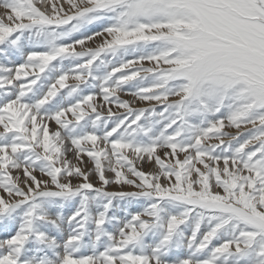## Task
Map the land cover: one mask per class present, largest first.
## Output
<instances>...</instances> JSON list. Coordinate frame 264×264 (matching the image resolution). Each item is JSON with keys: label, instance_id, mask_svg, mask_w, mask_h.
Instances as JSON below:
<instances>
[{"label": "snow or ice", "instance_id": "snow-or-ice-1", "mask_svg": "<svg viewBox=\"0 0 264 264\" xmlns=\"http://www.w3.org/2000/svg\"><path fill=\"white\" fill-rule=\"evenodd\" d=\"M0 264H264V0H0Z\"/></svg>", "mask_w": 264, "mask_h": 264}]
</instances>
